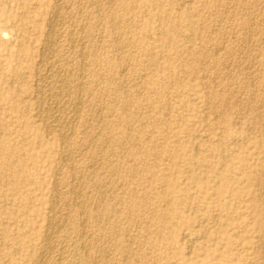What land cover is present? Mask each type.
Masks as SVG:
<instances>
[{
    "label": "rangeland",
    "instance_id": "374dc122",
    "mask_svg": "<svg viewBox=\"0 0 264 264\" xmlns=\"http://www.w3.org/2000/svg\"><path fill=\"white\" fill-rule=\"evenodd\" d=\"M263 31L264 0H0V264H264Z\"/></svg>",
    "mask_w": 264,
    "mask_h": 264
},
{
    "label": "bare ground",
    "instance_id": "6f19581e",
    "mask_svg": "<svg viewBox=\"0 0 264 264\" xmlns=\"http://www.w3.org/2000/svg\"><path fill=\"white\" fill-rule=\"evenodd\" d=\"M58 1V0H57ZM255 1V0H254ZM234 2V1H233ZM250 5V4H249ZM59 7V6H58ZM60 8V7H59ZM55 13V12H54ZM255 15V14H254ZM249 16V15H248ZM233 17V16H232ZM251 19V18H250ZM221 20V19H220ZM256 20V19H255ZM127 21V20H126ZM62 22V21H61ZM65 22V21H64ZM252 23V22H251ZM52 24V23H51ZM62 26V25H61ZM60 26V27H61ZM253 26V25H252ZM254 26H255V24H254ZM49 27V26H48ZM239 27V26H238ZM251 27V26H250ZM260 27V26H259ZM59 28V27H58ZM49 31V30H48ZM55 31V30H54ZM205 31V30H204ZM215 31V30H214ZM248 31V30H247ZM255 32V31H254ZM262 32V31H261ZM264 32V31H263ZM61 34V33H60ZM240 34V33H239ZM246 34V33H245ZM64 35V34H63ZM88 37V36H87ZM257 37V36H256ZM5 38V37H4ZM61 38V37H60ZM73 38V37H72ZM244 38H246V37H244ZM87 39V38H86ZM248 39V38H247ZM75 40V39H74ZM90 41V40H89ZM260 42V41H259ZM46 45V44H45ZM74 46V45H73ZM72 46V47H73ZM130 46V45H129ZM59 49V48H58ZM80 49H82V48H80ZM220 49V48H219ZM245 49V48H244ZM210 50V49H209ZM234 50V49H233ZM263 50V49H262ZM50 52V51H49ZM55 52V51H54ZM82 52V51H81ZM257 52V51H256ZM61 53V52H60ZM242 53V52H241ZM249 54H250V52H248ZM65 54V53H64ZM86 55V54H85ZM152 55H153V53H152ZM53 56V55H52ZM68 56V55H67ZM149 56V55H148ZM154 56V55H153ZM246 56H247V54H246ZM255 56V55H254ZM42 57V56H41ZM249 57V56H248ZM262 57V56H261ZM70 58V57H69ZM257 58V57H256ZM41 59V58H40ZM44 59V58H43ZM61 59V58H60ZM215 59H216V57H215ZM229 60V59H228ZM42 61V60H41ZM82 61V60H81ZM128 61V60H127ZM56 62V61H55ZM73 62V61H72ZM41 63V62H40ZM43 63V62H42ZM249 63H250V61H249ZM38 64V63H37ZM53 64V63H52ZM56 64V63H55ZM65 64H66V62H65ZM251 64H253V63H251ZM256 64H258V63H256ZM249 65V64H248ZM255 65V64H254ZM57 66V65H56ZM62 66V65H61ZM84 66V65H83ZM86 66V65H85ZM252 67H253V65H252ZM52 68V67H51ZM61 68V67H60ZM260 68V67H259ZM75 69V68H74ZM96 69V68H95ZM72 70V69H71ZM70 70V71H71ZM44 71V70H43ZM49 71V70H48ZM60 71V70H59ZM257 71V70H256ZM37 72V71H36ZM51 72H52V70H51ZM56 73L58 72V70L57 71H55ZM61 72V71H60ZM84 72V71H83ZM253 72V71H252ZM55 73V74H56ZM65 73V72H64ZM72 73V72H71ZM71 73H69V75L71 74ZM223 73V72H222ZM81 74V73H80ZM52 75V74H51ZM59 75V74H58ZM216 75V74H215ZM251 75V74H250ZM44 76V75H43ZM57 76V75H56ZM64 76V78H65V76L66 75H63ZM68 77V76H67ZM250 77V76H249ZM48 78V77H47ZM51 78H53V77H51ZM59 78V77H58ZM63 78V77H62ZM83 78V77H82ZM66 79V78H65ZM254 79H256V78H254ZM50 80V79H49ZM52 80V79H51ZM81 80V79H80ZM56 81V80H55ZM74 81V80H73ZM36 82V81H35ZM47 82H49V81H47ZM54 82V81H53ZM60 82V81H59ZM64 82H66L65 80H64ZM72 82V81H71ZM51 83L52 82H50V85H51ZM61 83H63V80H62V82ZM47 84H49V83H47ZM59 84V83H58ZM57 83H56V85H58ZM78 84H80V83H78ZM60 85V84H59ZM59 85H58V87H59ZM62 85V84H61ZM49 86V85H48ZM66 86V85H65ZM222 86V85H221ZM50 87V86H49ZM55 87V86H54ZM53 87V89H55ZM61 87V86H60ZM59 87V89H58V91L61 89ZM76 87H78V85H76ZM254 87V86H253ZM38 89V88H37ZM52 89V90H53ZM57 89V88H56ZM47 90V89H46ZM63 90V89H62ZM81 90V89H80ZM42 91V90H41ZM66 91H67V89H66ZM73 91V90H72ZM46 92V91H45ZM50 92V91H49ZM82 92V91H81ZM50 93H52V92H50ZM61 93H63V92H61ZM60 93V94H61ZM237 93V92H236ZM244 93V92H243ZM41 94V93H40ZM79 94V93H78ZM52 95V94H51ZM55 95H56V92H55ZM63 95V94H62ZM72 95V94H71ZM82 95V94H81ZM80 95V96H81ZM243 95V94H242ZM79 96V97H80ZM221 96V95H220ZM53 97V96H52ZM57 97H60V96H57ZM71 97V96H70ZM222 97V96H221ZM77 98V97H76ZM252 98V97H251ZM55 99H57V98H55ZM262 100V99H261ZM45 101V100H44ZM80 101V100H79ZM252 101V100H251ZM53 102V101H52ZM50 103V102H49ZM48 103V104H49ZM59 102H57V104H58ZM37 104V103H36ZM81 104V103H80ZM79 104V105H80ZM70 106V105H69ZM37 107V106H36ZM56 107V106H55ZM68 107V106H67ZM80 108V107H79ZM37 109V108H36ZM64 109H65V107H64ZM74 109V108H73ZM78 109V108H77ZM103 109V108H102ZM52 110V109H51ZM53 111V110H52ZM66 111V110H65ZM75 112H76V110H74ZM80 113V112H79ZM47 115V114H46ZM96 118V117H95ZM48 119V118H47ZM74 119V118H73ZM76 120V119H75ZM53 121V120H52ZM69 121V120H68ZM73 121V120H72ZM49 122H51V121H49ZM54 122H55V120H54ZM76 122H78V120L76 121ZM99 124V123H98ZM68 125V124H67ZM264 125V124H263ZM56 126V125H55ZM90 126V125H89ZM47 127V126H46ZM64 127V126H63ZM73 129V128H72ZM76 129V128H75ZM46 132V131H45ZM56 132V131H55ZM57 132H58V130H57ZM224 133H225V137H227L228 136V131L225 129V131H224ZM65 134V133H64ZM68 133H66V135H67ZM63 135V134H62ZM210 137V136H209ZM65 139H67V136H66V138ZM206 139V138H205ZM69 140V139H68ZM67 141V140H66ZM103 142V141H102ZM66 143V142H65ZM104 145V144H103ZM256 146H258V143H254V145H253V147L254 148H256ZM70 148V147H69ZM87 149V148H86ZM70 150V149H69ZM101 151V150H100ZM64 154V153H63ZM72 155V154H71ZM195 155V154H194ZM251 158L253 159V158H255V153H253V155H251ZM189 161H190V163L192 164V165H194V166H198L199 168L200 167H205V168H209V166H207V165H205L202 161H200V160H198V158H195V156H192V157H190V159H189ZM75 162V161H74ZM74 165V164H73ZM59 170V169H58ZM260 170H261V168L259 167V168H256V171H250L249 173H247V178H246V182H247V184H249V183H251V178L250 177H252V176H255L256 177V175H257V173L258 172H260ZM87 171V170H86ZM206 173V172H205ZM249 174V175H248ZM93 176V175H92ZM255 177H254V179H255ZM72 178V177H71ZM80 178H81V176H80ZM79 178V179H80ZM57 179V178H56ZM249 179V180H248ZM260 179V178H259ZM222 180V179H221ZM79 182V181H78ZM83 182V181H82ZM55 183H56V181H55ZM184 183V182H183ZM202 184V183H201ZM215 187V189H216V192L218 193V194H223V193H225L226 191H227V185H226V183H222L221 181H219V182H217L216 183V185L214 186ZM74 189V188H73ZM73 189H71V190H73ZM79 189V188H78ZM131 190V189H130ZM119 191V190H118ZM205 191V190H204ZM236 193L234 194V198H235V200H238L239 198H240V195H241V192L239 191V189H237V191H235ZM59 193V192H58ZM55 194V193H54ZM57 195V194H56ZM133 195V194H132ZM79 196V195H78ZM81 199V198H80ZM77 200H79V199H77ZM125 200V199H124ZM52 203V202H51ZM79 206V205H78ZM52 208V207H51ZM83 208V207H82ZM254 209L255 208H253V211H254ZM252 210V209H251ZM67 211V210H66ZM81 212V211H80ZM255 212H256V209H255ZM73 213V212H72ZM83 213V212H82ZM86 214V213H85ZM213 215V214H212ZM80 216V215H79ZM216 216V215H215ZM66 217H68V216H66ZM85 217V216H84ZM83 217V218H84ZM62 218V217H61ZM66 219V218H65ZM218 219V218H217ZM60 220V219H59ZM58 221V220H57ZM83 222H84V220H82ZM57 226V225H56ZM84 226V225H83ZM54 228V227H53ZM66 228H67V226H66ZM47 230V229H46ZM60 230V229H59ZM57 234V233H56ZM192 234H194V233H192ZM52 235H54V234H52ZM65 235V234H64ZM83 236V235H82ZM81 236V237H82ZM194 236H195V234H194ZM73 237V236H72ZM183 237V236H182ZM197 237V236H196ZM54 238V237H53ZM60 238V237H59ZM71 238V237H70ZM88 238V237H87ZM89 238H90V236H89ZM186 238H188V237H186ZM50 239V238H49ZM61 239V238H60ZM185 239V238H184ZM53 240V239H52ZM51 240V241H52ZM183 240V239H182ZM55 242H56V240H55ZM188 242H189V240H188ZM193 242V241H192ZM50 243V242H49ZM216 244V243H215ZM70 245H71V243H70ZM225 246V245H224ZM228 246V245H227ZM63 247V246H62ZM43 248H45V247H43ZM48 248V247H47ZM223 248V247H222ZM46 249V248H45ZM76 249V248H75ZM52 250V249H51ZM60 250V249H59ZM64 250H66V249H64ZM53 251V250H52ZM189 252V251H188ZM191 252V251H190ZM44 253V252H43ZM64 253V252H63ZM87 254V253H86ZM108 254V253H107ZM43 255H45V253L43 254ZM64 255V254H63ZM80 255V254H79ZM46 256V255H45ZM44 256V257H45ZM88 257V256H87ZM38 258H40V257H38ZM79 258V257H78ZM46 260V259H45ZM38 261V260H37ZM36 261V262H37ZM62 261H63V259H62ZM46 262V261H45ZM63 263V262H62ZM39 264H41V263H39ZM96 264V263H95Z\"/></svg>",
    "mask_w": 264,
    "mask_h": 264
}]
</instances>
